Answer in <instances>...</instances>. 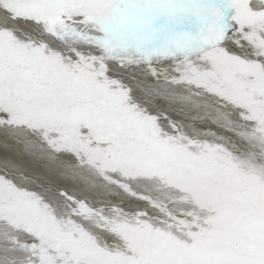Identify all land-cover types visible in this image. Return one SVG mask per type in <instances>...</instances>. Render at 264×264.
I'll use <instances>...</instances> for the list:
<instances>
[{
  "label": "snow or ice",
  "instance_id": "6c2138e0",
  "mask_svg": "<svg viewBox=\"0 0 264 264\" xmlns=\"http://www.w3.org/2000/svg\"><path fill=\"white\" fill-rule=\"evenodd\" d=\"M0 137V264H264V0H0Z\"/></svg>",
  "mask_w": 264,
  "mask_h": 264
},
{
  "label": "bare ground",
  "instance_id": "6f19581e",
  "mask_svg": "<svg viewBox=\"0 0 264 264\" xmlns=\"http://www.w3.org/2000/svg\"><path fill=\"white\" fill-rule=\"evenodd\" d=\"M5 155L16 158L21 162L31 160V157H27L22 151L21 146L13 144L12 142H8L6 145L3 141V138L0 137V160H2Z\"/></svg>",
  "mask_w": 264,
  "mask_h": 264
},
{
  "label": "rangeland",
  "instance_id": "374dc122",
  "mask_svg": "<svg viewBox=\"0 0 264 264\" xmlns=\"http://www.w3.org/2000/svg\"><path fill=\"white\" fill-rule=\"evenodd\" d=\"M132 86L135 88L136 87V85H135V83L134 82H132ZM137 95H142L139 91L137 92Z\"/></svg>",
  "mask_w": 264,
  "mask_h": 264
}]
</instances>
